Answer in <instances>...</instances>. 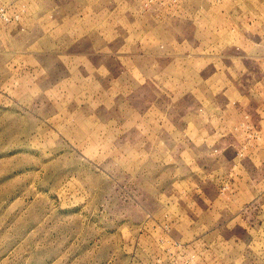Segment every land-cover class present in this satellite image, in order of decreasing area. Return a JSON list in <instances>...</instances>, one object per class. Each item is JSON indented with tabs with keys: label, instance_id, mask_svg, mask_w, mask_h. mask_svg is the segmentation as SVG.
Wrapping results in <instances>:
<instances>
[{
	"label": "rangeland",
	"instance_id": "rangeland-1",
	"mask_svg": "<svg viewBox=\"0 0 264 264\" xmlns=\"http://www.w3.org/2000/svg\"><path fill=\"white\" fill-rule=\"evenodd\" d=\"M0 6L10 16L0 19V264H264L259 195L233 217L212 219L201 209L203 188L180 181L181 156H172L180 182L168 177V148L181 147L186 129L180 115L202 97H178L164 87L245 86L253 102L263 103L264 0H0ZM95 7L101 32L106 24L132 30L130 44L121 33L107 53L103 39L75 43L42 31L48 26L42 13ZM78 51L98 55L112 74L68 56ZM187 51L208 56L192 67ZM126 53L142 73L144 67L145 79L133 68L124 74L116 55ZM176 59L187 67L170 70L169 80L164 68ZM163 117L173 122L172 132ZM236 127L242 136L235 163L204 188L209 193H234L232 176H241L237 167L247 157L261 167L256 176L264 171V119L246 112Z\"/></svg>",
	"mask_w": 264,
	"mask_h": 264
},
{
	"label": "crops",
	"instance_id": "crops-1",
	"mask_svg": "<svg viewBox=\"0 0 264 264\" xmlns=\"http://www.w3.org/2000/svg\"><path fill=\"white\" fill-rule=\"evenodd\" d=\"M46 11H49V9ZM96 11L97 8L95 7L93 9L90 8L87 12L78 11L79 13L71 15H63L62 12L61 14H54L52 12H47L46 14L42 13L46 21L45 23L48 25L47 28L42 31H47L48 34H55L57 36L66 35L67 37H74L75 43L87 41L89 37H91L90 43L93 39L94 41H96L97 38L103 39V41L107 43V46L102 51L107 53H114L115 50L110 48V42L115 41L119 35L121 36V33L123 36L122 41L130 44V38L132 39L133 34L131 32L132 30L119 33V30H117L115 26L111 27L106 24L102 27L105 29V32H101V29L98 27L102 24V20L95 19L97 16ZM31 19L33 18L31 17ZM67 19L71 20L67 21ZM35 26L41 27V25L37 23ZM69 26L70 30H67ZM185 41L187 44H190V40ZM252 43L255 44V42ZM252 43L250 44V48L253 47ZM119 47L120 46L117 48ZM145 47L144 44V48ZM189 48L193 49L190 45ZM68 56L84 58L93 69L105 66L104 72L109 71L112 74V70L105 65L104 62L98 61V55L95 57L92 52H71ZM207 56L206 53L194 56L193 53L187 51L185 53V61H191V65L194 67L195 61L202 62ZM116 57L127 66L124 74H126L130 68H133L138 75V80H141L142 77L145 79L144 67L142 73L140 66L135 67L132 62L134 60L129 53L125 55L119 54L116 55ZM180 64L181 61L176 59L175 61L169 62L164 68V71L169 73V80L172 78L170 70L173 69L181 72L184 67H187V65L180 66ZM217 73L218 75L223 74L220 68ZM118 76H120L121 79L122 71ZM124 80V78L121 79L122 82ZM57 82L59 85L62 84L65 86L66 78H60ZM224 85L225 83L222 86H164L168 90L177 91L176 96L178 97L192 92H194V94L195 92L201 93L202 100L196 101L194 104H187L184 114L180 115L181 121L184 122L183 125H185L186 128L184 135L180 136L183 142L181 143V147L174 148L170 146L168 148L167 153L170 157L169 163L166 165L169 166V168L165 169L169 172L168 177L172 179L173 183H177V181H179L178 177L176 174H173L176 171V166L172 163V161H175V158L172 156H181V162H183L181 163V167L184 175L180 178V181L185 177L187 180L185 182L186 184H198L203 188L200 196L201 201H199L203 204L201 209L212 219L233 217V214H236L243 204L252 202L258 195L262 201L261 203L264 204V193H260L261 190H264V187L259 188L261 181L264 180V171L259 176H256L255 173H257V169L261 167L259 164H255V162L252 163L249 157L244 159L243 162L241 161L237 167L241 176H232L234 182L236 181V190L234 193L228 196L218 193L217 191L209 193L204 189L208 188L211 182L215 183V180L219 183L217 174L220 176L222 169L227 170L235 163V150L237 149L239 137L241 138L242 136V132L237 129L236 124L242 119L243 114L247 112L252 120L257 119L262 122L264 119V101L261 104H259V101L253 102L249 88L245 86ZM205 96H208L207 100L204 99ZM137 116L138 119L141 120L140 118L143 117V113L137 111ZM163 118L169 123L172 132L174 128L172 127L173 122L167 120L166 117ZM206 154L210 158L204 156ZM195 166H197V168H194ZM189 173H191L192 176H196V183L187 177ZM229 177L231 178V176ZM198 182H200V184ZM193 202L196 203L195 200H193Z\"/></svg>",
	"mask_w": 264,
	"mask_h": 264
},
{
	"label": "built area",
	"instance_id": "built-area-1",
	"mask_svg": "<svg viewBox=\"0 0 264 264\" xmlns=\"http://www.w3.org/2000/svg\"><path fill=\"white\" fill-rule=\"evenodd\" d=\"M6 8L3 6H0V19L8 20L10 16L7 14ZM17 17V15H15Z\"/></svg>",
	"mask_w": 264,
	"mask_h": 264
}]
</instances>
